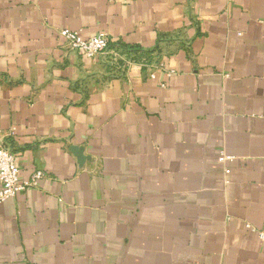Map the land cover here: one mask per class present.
I'll list each match as a JSON object with an SVG mask.
<instances>
[{"label": "crops", "instance_id": "crops-1", "mask_svg": "<svg viewBox=\"0 0 264 264\" xmlns=\"http://www.w3.org/2000/svg\"><path fill=\"white\" fill-rule=\"evenodd\" d=\"M0 131V264H264V0H0Z\"/></svg>", "mask_w": 264, "mask_h": 264}, {"label": "built area", "instance_id": "built-area-1", "mask_svg": "<svg viewBox=\"0 0 264 264\" xmlns=\"http://www.w3.org/2000/svg\"><path fill=\"white\" fill-rule=\"evenodd\" d=\"M60 34L65 38L67 50L81 51L87 58L99 56L100 58L105 59L106 62L117 66L121 63L122 66H125L126 68L134 62L133 59L123 58L119 49L109 47L108 36L105 32L84 37L79 30L64 28L60 30ZM141 62L146 66L152 67L149 73L150 78L155 77V73L152 69H155L157 66L161 67L165 76H170L174 73L173 70L163 69L161 63H153L154 61L147 60ZM161 86H164V84L161 83ZM219 154L225 160L233 158L232 156L226 155L223 151H220ZM225 172L228 173L229 170L226 169ZM19 174L20 170L16 164L15 154L4 142L0 131V204L7 198L12 197L19 192L36 187L39 180L44 176L43 171L40 169L35 170L28 179L20 178ZM247 227L256 231V229L249 224H247ZM258 234L259 238L264 240V233L258 232Z\"/></svg>", "mask_w": 264, "mask_h": 264}, {"label": "trees", "instance_id": "trees-1", "mask_svg": "<svg viewBox=\"0 0 264 264\" xmlns=\"http://www.w3.org/2000/svg\"><path fill=\"white\" fill-rule=\"evenodd\" d=\"M131 51H133V50H131ZM131 51H129V50H127V49H125L124 50V52H131ZM135 51V50H134ZM137 52H140V51H138L137 50ZM141 53V55H142V53H144L143 55H145V54H147L148 52H140ZM147 55H145V60H147V61H149L151 58H150V56L148 55L147 57H146ZM151 61V60H150Z\"/></svg>", "mask_w": 264, "mask_h": 264}]
</instances>
